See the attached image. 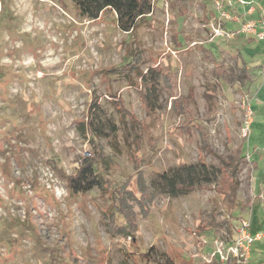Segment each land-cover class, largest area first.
Listing matches in <instances>:
<instances>
[{
    "label": "rangeland",
    "instance_id": "374dc122",
    "mask_svg": "<svg viewBox=\"0 0 264 264\" xmlns=\"http://www.w3.org/2000/svg\"><path fill=\"white\" fill-rule=\"evenodd\" d=\"M231 3L152 0L123 32L72 0H0V264H232L212 253L243 222L264 236V40L221 16L243 22L248 6ZM131 55L136 68L110 71ZM155 67L170 82L149 112L141 75ZM99 153L103 183L71 192L62 173ZM201 162L232 180L165 193L161 173ZM250 249L243 264H264V237Z\"/></svg>",
    "mask_w": 264,
    "mask_h": 264
},
{
    "label": "trees",
    "instance_id": "16d2710c",
    "mask_svg": "<svg viewBox=\"0 0 264 264\" xmlns=\"http://www.w3.org/2000/svg\"><path fill=\"white\" fill-rule=\"evenodd\" d=\"M75 8L79 14L90 20H96L99 15L105 10H110L114 13L116 18L117 27L123 32H129L136 26L139 19L147 17L151 13V2L152 0H72ZM178 47L180 43L176 44ZM137 56L131 55L130 59L122 64L112 68V72L127 73L130 70L137 67ZM160 78V80H159ZM173 79V78H172ZM175 79V78H174ZM161 81V82H160ZM175 81V80H173ZM141 82L144 87V92H139L140 98L144 103L146 109L151 112L155 110L158 105V86L170 82L167 80L164 72L159 68H150L147 72L141 75ZM181 100L176 108H180ZM252 103V102H251ZM178 104V102H177ZM97 104L91 102L90 107H94ZM252 108V104H250ZM253 109V108H252ZM124 111L120 107V112L124 114ZM181 111V110H178ZM91 129V123L88 124ZM92 130V129H91ZM93 131V130H92ZM236 156V157H235ZM232 159L233 164L243 158L242 147L240 146L237 150V154ZM109 165V158L102 154H96L94 158L84 159L80 167L75 171L73 175H65L62 173L61 177L65 180L67 188L74 193H84L89 191L92 187L97 184L103 183V176L106 167ZM229 166L228 169H232ZM53 168H55L53 166ZM59 170V169H58ZM234 170H232L233 172ZM222 171L204 163H196L185 166L179 170L172 171L171 173H161L159 175L160 182L165 188V193L171 197L187 195L193 192L197 187L204 184H211L216 180H225L228 184L232 180V176L227 173L221 176ZM230 195H233L231 192ZM126 215L128 213L124 212ZM130 215V212H129ZM131 217V215H130ZM252 224H250L251 226ZM216 227L209 226L207 230L213 231ZM251 228V227H250ZM251 235L256 232L252 227V231H249ZM165 255V254H164ZM164 264H175L170 258L165 255ZM232 264H235L232 262Z\"/></svg>",
    "mask_w": 264,
    "mask_h": 264
},
{
    "label": "built area",
    "instance_id": "2783aa9c",
    "mask_svg": "<svg viewBox=\"0 0 264 264\" xmlns=\"http://www.w3.org/2000/svg\"><path fill=\"white\" fill-rule=\"evenodd\" d=\"M225 3L227 2L229 4L228 8L232 7V1L235 3L242 5V6H248L245 13H243V22L240 20V18L234 14L233 17H230L227 13H222L221 16L225 18L226 20H233L234 22H237L239 25V28L237 30V33L239 34H247L254 36L258 41L264 40V11L261 10L259 18L258 19H248L250 18V14L253 13V6L249 5V2L247 0H224ZM213 32L212 37L222 36L223 31L220 30L219 26L211 28ZM225 34V33H224ZM228 36V34H225ZM252 111L250 106L247 108V116L249 119H251ZM250 121H245L244 126L242 128V133L244 137H248L250 134ZM249 227L250 224L248 222H243L241 224V227L239 229V235L235 237L233 240V243L226 249L221 250L218 249L217 251H214L212 254L217 255L219 260L223 263L227 262H234L235 264H243L247 261L250 254V248L251 244L255 241L261 240L263 238V234L257 232L254 235H251L249 233Z\"/></svg>",
    "mask_w": 264,
    "mask_h": 264
},
{
    "label": "crops",
    "instance_id": "0c3cea01",
    "mask_svg": "<svg viewBox=\"0 0 264 264\" xmlns=\"http://www.w3.org/2000/svg\"><path fill=\"white\" fill-rule=\"evenodd\" d=\"M254 10V8H253ZM255 11V10H254ZM258 12H254L253 15L251 16L252 19H258L259 15L257 14Z\"/></svg>",
    "mask_w": 264,
    "mask_h": 264
}]
</instances>
